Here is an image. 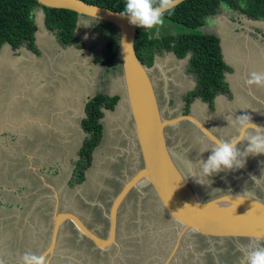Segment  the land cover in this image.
<instances>
[{
	"label": "rangeland",
	"instance_id": "rangeland-1",
	"mask_svg": "<svg viewBox=\"0 0 264 264\" xmlns=\"http://www.w3.org/2000/svg\"><path fill=\"white\" fill-rule=\"evenodd\" d=\"M35 20L38 27L35 47L40 56L25 46L17 50L9 47L0 50V261L3 264H7V261L11 262L9 264H19L25 252L40 254L50 239L49 215L53 211L54 198L50 189L43 187L42 183L40 186L37 184V175L29 169V156L34 168L42 167L48 173L50 180L47 183L58 191L59 207L79 212L95 230H99L98 223H91L89 212L98 208L103 213L102 208L108 209L116 189L121 188L129 177L126 170L127 173L133 171L139 163L137 149L135 146L132 149L128 142L127 135H132L129 113L118 105L115 110L105 114L104 131L107 139L102 147L96 149L93 166L86 171V179L80 184L70 183L77 170V152L84 140L80 120L84 116L85 103L98 93L121 95V64L115 60L112 64L101 63L108 55L107 41H118V34L112 28H101L99 21L80 17L75 29V43L63 47L58 37L46 30L39 10H36ZM164 21L158 35L155 31L149 32L141 27L138 29L147 31L151 37L176 35L182 31L177 24L167 19ZM198 30L219 37L225 61L230 67L236 68H231L226 78L231 93H234V100L225 98L223 104L233 106L241 115L247 111L250 115L253 111L250 107L252 102L262 108L263 104L256 99L249 100L245 80L253 71L264 72V25L235 10L223 8ZM237 60L242 63H236ZM158 61L165 64L168 69L166 74L170 77L165 91L164 76L159 70L152 72L158 102L165 116H175L181 112L177 111L179 100L172 106L170 92H175L177 85L192 88L194 76L184 69L187 59L176 60L172 53H165L158 56ZM257 89L258 92L254 94L264 100V88ZM197 104L199 108L196 110L193 111L191 107L193 113L204 121L208 119L213 128L217 127L211 118L215 111L207 109L206 104ZM166 133L170 138L169 146L174 150L182 152L188 148L185 136L179 135L175 128L167 129ZM129 149H132L131 152ZM198 159L201 161L204 158L200 156ZM198 169H201V165ZM225 172L237 178V181L234 180L236 183L225 180L227 177L220 173L215 174L217 181L203 178L200 198L208 200L228 193L231 188L239 189L242 185L264 201L263 192L252 189L254 181L251 178L246 177L245 184L244 179L240 180L239 169V175H232V171ZM257 176L253 175L255 179ZM258 182L263 185L261 180ZM101 191L103 199L99 197ZM136 191L132 194V200L136 199L137 203L132 206L127 201L120 209L117 221L118 247L99 251L100 254L93 257L89 251L73 246L64 228L60 231L58 248L51 264H72L69 261L73 256L76 264H106L107 257L110 264H163L173 247L176 232L168 228L171 222L167 215L159 211L161 207L150 196L149 188H141L142 193ZM84 203L87 207L83 206ZM103 219L108 223L107 219ZM16 223L19 228L15 229L16 244H13L11 236L8 238L7 234L13 231ZM185 240L183 246L187 248L177 253L175 258L178 255L179 258L174 259L172 264H196L204 255L205 251L193 246V239ZM236 248L242 250L235 252L236 264H241V259L243 264L250 243L243 242ZM188 249L192 254L190 257H187ZM209 250L212 251V248ZM117 253L119 255L112 257ZM184 255L186 257L183 258Z\"/></svg>",
	"mask_w": 264,
	"mask_h": 264
},
{
	"label": "water",
	"instance_id": "water-1",
	"mask_svg": "<svg viewBox=\"0 0 264 264\" xmlns=\"http://www.w3.org/2000/svg\"><path fill=\"white\" fill-rule=\"evenodd\" d=\"M184 1L186 0H179L176 6ZM36 2L41 7L69 10L79 17L103 22L117 29L119 45L117 58L122 67L121 97L117 106L120 105L124 108L122 110L129 113L132 137L141 161V166L136 168L131 177L126 178L120 191L111 200L108 213L105 214L109 224L106 238L99 237L95 230L89 229L77 213L60 210L58 191L30 164L31 170L41 179L43 187L52 191L54 198L50 240L42 252L47 256L48 264H51L50 256L58 244L59 230L66 222L71 223L81 238L89 240L100 251H106V246L110 244L117 246L116 230L120 206L129 192L133 189L141 192L143 187H149L156 202L169 217L171 225L168 228L176 232L173 247L164 264H170L175 258V253L179 252L177 249H183L182 241L189 237L209 242L246 241L250 243V248L255 244L264 246V202L256 194L243 188L205 201L201 200L198 196L197 162L189 159L187 149L177 152L169 146L166 130L176 128L182 122L194 126L197 133L212 145L214 139L220 138L193 113H178L171 117L164 115V110L158 102L152 72L159 70L164 76L166 91L167 79L170 80L166 74L168 69L164 63L158 61V56L154 57L151 66L143 64L138 59L134 48L138 26L131 25L129 18L122 17L121 12L88 4L83 0H36ZM247 92L264 105V101L256 97L248 86ZM257 125L264 127L261 124Z\"/></svg>",
	"mask_w": 264,
	"mask_h": 264
},
{
	"label": "trees",
	"instance_id": "trees-1",
	"mask_svg": "<svg viewBox=\"0 0 264 264\" xmlns=\"http://www.w3.org/2000/svg\"><path fill=\"white\" fill-rule=\"evenodd\" d=\"M83 1L118 12H123L125 7V0ZM223 8L264 22V0H186L176 6L170 15L166 13L164 16V19L182 28L180 33L151 37L145 30L137 31L134 48L143 64L151 66L155 56L165 53H172L176 60L187 59L186 71L194 76L196 86L183 98L186 102L184 113H188L189 106L195 99L214 110L213 102L216 96L228 95L231 98L229 83L226 80L231 67L224 59L221 40L214 34L201 33L198 30L207 24V19L210 20L211 16ZM36 10L42 14L46 30L58 37L61 46L75 43V29L79 20L76 13L44 8L39 6L36 0H0V50L4 47L17 50L25 46L36 53ZM101 25L105 30H117L103 22ZM118 46L117 40L107 41L108 55L101 61L102 64H112L114 60L120 63L117 58ZM120 97V94L98 93L85 103L84 116L80 120L84 140L77 152V170L74 181L70 179L71 184H80L85 180L84 172L91 166L93 152L104 136V115L106 111L116 109ZM234 257H237V253Z\"/></svg>",
	"mask_w": 264,
	"mask_h": 264
},
{
	"label": "flooded vegetation",
	"instance_id": "flooded-vegetation-1",
	"mask_svg": "<svg viewBox=\"0 0 264 264\" xmlns=\"http://www.w3.org/2000/svg\"><path fill=\"white\" fill-rule=\"evenodd\" d=\"M80 18V17H79ZM251 20V19H250ZM256 22H259L261 25H264V22L263 21H260V20H255ZM74 44V43H73ZM11 49V48H10ZM37 55H39V52H37L36 53ZM58 54V53H57ZM40 56V55H39ZM58 59V58H57ZM237 62H239L238 60L236 61V63ZM245 62V61H244ZM243 62V63H244ZM240 64L242 63V61H240L239 62ZM246 65V64H245ZM242 67H243V65H242ZM231 68L232 69H235L236 70V68L235 67H232L231 66ZM184 69L186 70V66L184 67ZM155 71V70H154ZM157 71V70H156ZM229 75V74H228ZM226 78H227V76H226ZM227 80V79H226ZM244 81V80H243ZM192 83H193V86H192V88H191V86H190V88L189 89H186L185 87H182V86H180V85H177V87H176V90H175V92H170V102H171V105H172V103H173V105L172 106H174V102L176 101V100H179V101H177L178 102V104L177 105H179L177 108V111L179 112V111H181V112H179V113H183V114H188V113H193V111H192V108L191 107H193L194 106V104L196 103H200L201 101L199 100V99H195L191 104H190V106H189V111H188V113H184L185 112V109H184V107H185V104H186V102L184 101V96H186L188 93H190L194 88H195V86H196V82H195V79H193V81H192ZM230 88V87H229ZM155 91H156V86H155ZM251 91L254 93H257L258 92V89H257V87H253V89L251 88ZM230 93H231V90H230ZM257 97V96H256ZM219 98H222V99H225L226 98V100H229V99H231L232 101L234 100V93L232 94L231 93V98H229L228 97V95H220V96H216L215 97V99H214V110L213 111H215V114L214 115H212L213 117H211L214 121H215V126L217 125V127H215V128H213L209 123H208V119H206L205 121L204 120H202L199 116H197V115H195L199 120H201L203 123H204V125L205 126H207L208 128H209V130H211L218 138H220V139H229V138H231V136L232 135H234L235 134V130L233 129V128H231L229 125H230V121H226V120H223L222 118H220L219 117V114H218V112H217V107H216V103H217V99H219ZM202 103V102H201ZM250 103V102H249ZM253 104H251V107H252V109L255 111V113H257V115L255 116V117H253L252 118V122H254V123H257V124H261V125H264V108H261V107H259L257 104H255L254 102H252ZM203 104H205V103H203ZM206 106H207V109L209 108L208 107V105L206 104ZM175 109V108H174ZM210 110V109H209ZM83 112H84V107H83ZM123 111L121 110V113H122ZM106 113H108V111H106ZM128 113V112H127ZM247 113H248V111H247ZM247 113H245V112H242V115L243 114H247ZM194 114V113H193ZM250 115L249 116H251L252 115V113H249ZM105 116L106 115H104V119H105ZM103 119V122H104V125H105V120ZM120 121V123H121V120H119ZM120 131H122V132H124V130H122V129H120ZM175 131L176 132H178V134L179 135H183V136H185L184 138H185V140H186V142L188 143L187 144V156L189 157V159H191L192 160V162H194V163H196L197 162V166H196V173H197V179H198V196H199V198H200V192H201V190H203L202 188H203V185H204V183L203 184H201V182H202V177L200 176V169H198V167H199V165H200V161H199V159L198 158H200V156H203V161H206L207 159H208V157H209V155L211 154V151H210V149L212 148V144L207 140V139H205V138H202V135L201 134H199V133H197V131H196V129H195V127L194 126H192L191 124H189V123H187V122H182V123H180L179 125H178V127H176L175 128ZM132 132V131H131ZM132 135H127V137H128V142L130 143V147L133 149V147L135 146V143H134V140H133V137H131ZM129 137H131V140L129 139ZM202 138V139H201ZM106 139H107V137H106V132L104 131V136H103V138H102V140H101V142L99 143V146H103V144L105 143V141H106ZM169 136H168V138H167V142H168V144H169ZM129 143H128V145H129ZM210 145V146H209ZM98 146V147H99ZM241 146V147H240ZM238 145V148H240V150L241 151H243L244 150V148H243V146L242 145ZM97 147V148H98ZM96 148V149H97ZM95 149V151L93 152V155H95V153H96V150ZM131 149V150H132ZM131 150L129 149V151L131 152ZM208 150V151H207ZM94 157V156H93ZM258 158L260 159V160H257L256 158H254V157H247L246 158V163H245V165L247 166L246 168H248L249 169V172H247V174L246 173H244L243 175H241L240 174V180H243L244 182V184H245V179H246V177H248V178H253V181H254V177H253V175H255V174H258V176H257V178H258V180H261L262 182H263V184H264V159L262 160L261 159V157L260 156H258ZM76 160V159H75ZM199 161V162H198ZM93 163V162H92ZM93 165L91 164V166L90 167H92ZM139 166H141V161H140V158H139V163L137 164V166H136V168L137 167H139ZM89 167V168H90ZM245 167V166H244ZM136 168L133 170V171H128V173H127V170H126V174H127V176H129V177H131L132 175H133V173L135 172V170H136ZM87 171V170H86ZM86 171L84 172V179H86ZM230 172V171H229ZM41 174V173H40ZM219 174V173H218ZM224 174V175H223ZM229 173H224V172H220V175L221 176H223V177H227V178H225V180L226 179H229L230 181H232V182H235L236 183V181H237V178H235L234 176H231V175H228ZM231 174L232 175H235V174H238V171L235 169V170H232V172H231ZM249 174V175H248ZM42 175L45 177V180H46V182H47V180H50V177L48 176V173H42ZM217 175V174H216ZM239 175V174H238ZM250 176V177H249ZM39 181H38V185L40 186V184L42 183L41 182V179H39V177H37V176H35ZM215 178H217L215 175H213L212 177H209L208 178V180H212V182L214 181V180H216ZM218 179V178H217ZM234 180H236V181H234ZM217 181V180H216ZM253 181H251L252 183H253ZM31 182H32V184H33V182H34V179L33 180H31ZM84 182V181H83ZM250 182V181H249ZM75 184H78V183H75ZM254 184V183H253ZM240 185H241V183H240ZM43 186V185H42ZM119 186V185H118ZM246 186H247V184H246ZM264 186V185H263ZM39 188V187H38ZM47 188V187H46ZM55 188V187H54ZM116 188H117V186H116ZM121 188H122V186H121ZM121 188H117L116 189V194L120 191V189ZM149 188V187H148ZM241 188H243L242 187V185H241ZM49 189V188H48ZM243 189H245V188H243ZM252 189H259V191H262L263 192V194H264V189H263V187H262V184H261V182H260V184H257V186L255 187V188H252ZM109 190V189H108ZM231 190H237V189H232L231 188ZM231 190L228 192V193H230L231 192ZM246 190H248V191H250L249 189H246ZM109 191H113V190H109ZM134 192H136L137 193V191L136 190H132L131 192H129V194L127 195V197L125 198V200L123 201V203H122V205L120 206V209L122 208V206L124 205V204H126V202L128 201L132 206L133 205H135V203H137L136 202V199H133L132 200V197H133V193ZM252 193H254V194H256L254 191H251ZM149 193H150V196H152V198L155 200V198H154V196L152 195V193H151V191H150V189H149ZM228 193H225V194H228ZM115 194V195H116ZM103 195V192L101 191V193H100V196L99 197H103L102 196ZM223 195V194H222ZM258 197H259V199L260 200H262L263 201V199L261 198V196H259L258 194H256ZM220 196V195H219ZM217 197V196H216ZM147 198H150V197H147ZM147 198L145 199L146 201H147ZM214 198V197H213ZM58 199H59V197H58ZM89 199V198H88ZM99 200H100V198H98ZM103 199V198H102ZM201 200H203L202 198H200ZM60 200V199H59ZM131 200V201H130ZM82 201V200H81ZM203 201H205V200H203ZM264 202V201H263ZM82 204H83V202H82ZM85 204V203H84ZM111 204V203H110ZM86 205V204H85ZM85 205H83L84 207H87V205L85 206ZM157 206V205H156ZM159 206V205H158ZM109 207H110V205H109ZM109 207H108V209H106V207L105 208H102L103 209V212H104V210H105V214L106 213H108V210H109ZM159 208H160V206H159ZM59 209L60 210H63L62 208H60L59 207ZM120 209H119V212H118V218H119V213H120ZM156 209H157V207H156ZM158 210V209H157ZM67 211H70V212H75V213H77L78 214V216L83 220V222H84V224L85 225H87V227L89 228V229H93V230H95L93 227H91V225L90 224H88L86 221H85V219L83 218V216L79 213V212H77V211H75V210H71V209H68ZM160 212H162L163 213V215H166L165 214V212H164V210L162 209V208H160V210H159ZM86 212H88V211H86ZM49 213V211L47 212V214ZM89 213H91V216H92V222L91 223H93L94 221L95 222H97L98 223V227H99V230L98 229H96L95 230V233L99 236V237H101V238H106L107 237V235H108V231H109V224L108 223H105V220L103 219V218H105V219H107L106 218V216H105V214H103V213H101L100 212V209H91V211L89 212ZM51 214H52V212L50 213V215H49V217L51 218ZM45 218H47V216L45 215ZM118 218H117V221H118ZM168 219H169V217H168ZM107 222H108V220H107ZM65 228V230L67 231V238H68V240L71 242V244L73 245V246H75L77 249H84L86 252H88L89 251V253L93 256V257H97V254H100V250L99 249H96L93 245H92V243L89 241V240H87V239H85V238H81L80 237V235H79V233L75 230V228H74V226L71 224V223H69V222H66V223H64L63 225H62V227H61V229L59 230V231H61V230H63ZM51 229H52V219H51ZM106 229H107V232H105L106 231ZM117 230H118V228H117ZM117 230H116V243H117ZM5 234H7V231L5 232ZM16 231H15V229H14V227H13V231H9L8 232V238H10V236H11V243H13V244H16V241H15V238H16ZM60 234V233H59ZM51 235V234H50ZM50 240V239H49ZM186 241L187 240H183L182 241V245L184 244V243H186ZM193 241L195 242V243H193V246L194 247H196V248H198V247H200V248H202L201 250L202 251H205V253H204V255H202V257L200 258L201 260L199 261V259L197 260V263L196 264H232V262H234L235 264H236V261H237V259H236V257H234V255H235V252H239V251H241L242 252V250L241 249H238L237 250V248H236V245H239V244H242L243 242H246V241H240L239 243H236V242H233V241H215V242H209V241H205V240H203V239H201V238H197V237H194V239H193ZM20 243V242H19ZM22 245L24 244L23 243V241H22V243H21ZM180 244V243H179ZM21 246V245H20ZM48 246V245H47ZM115 245H112V244H110V246H109V248L108 249H106V251H108V250H110V248H112V247H114ZM179 246V245H178ZM184 246H185V244H184ZM184 246H182V248L184 249L185 247ZM258 246V245H257ZM260 246H262V245H260ZM116 247V246H115ZM117 247H118V245H117ZM25 249H26V247H24ZM47 248V247H46ZM45 248V249H46ZM57 248H58V244L56 245V248H55V250H57ZM187 248V247H186ZM185 248V249H186ZM207 248H212V251L211 250H209V249H207ZM235 248H236V250H235ZM225 249V250H224ZM12 250V249H11ZM179 252V254L181 253L180 251H181V249L179 248V249H177ZM13 251V250H12ZM100 251V252H99ZM184 251V250H183ZM207 251H210V252H207ZM43 252V251H42ZM41 252V253H42ZM56 252V251H55ZM177 252V251H176ZM183 253H186V251H184ZM187 253H189L188 255H187V257H190V256H192V254H190V251H189V249H188V251H187ZM214 253V254H213ZM54 255H55V253L53 254V255H51L50 256V261H49V263L50 262H52V260H53V257H54ZM117 255H119V253H117L116 255H113L112 257H116ZM177 255V253H175V256ZM220 256V257H219ZM47 257V256H46ZM184 257H186V255H184L183 256V258ZM176 258H179V255L176 257ZM176 258H174V259H176ZM220 258H222V260L220 259ZM116 259H118V258H116ZM174 259H172L171 260V262H170V264H172L173 263V261H174ZM127 260V259H126ZM184 260H187V258L186 259H184ZM70 263H72V264H76L77 262H75V259H74V256L71 258V260L69 261ZM241 264H242V259H241ZM9 263H11L10 261H7V264H9ZM106 264H110V260H109V258L107 257V261H106ZM122 264H125V263H122ZM163 264H164V262H163Z\"/></svg>",
	"mask_w": 264,
	"mask_h": 264
},
{
	"label": "clouds",
	"instance_id": "clouds-1",
	"mask_svg": "<svg viewBox=\"0 0 264 264\" xmlns=\"http://www.w3.org/2000/svg\"><path fill=\"white\" fill-rule=\"evenodd\" d=\"M178 2L179 0H125V7L120 15L128 17L131 25L149 32L155 31L158 35L165 23V14L170 15ZM245 84L249 90L253 87L264 88V72H251ZM228 120L235 134L229 139H214L208 159L199 162L202 178L243 168L247 157L264 155V127L253 123L248 114L229 117ZM242 144L247 145L243 151L238 148ZM19 264H48V259L42 253L25 252L21 255ZM243 264H264V246L248 248Z\"/></svg>",
	"mask_w": 264,
	"mask_h": 264
},
{
	"label": "crops",
	"instance_id": "crops-1",
	"mask_svg": "<svg viewBox=\"0 0 264 264\" xmlns=\"http://www.w3.org/2000/svg\"><path fill=\"white\" fill-rule=\"evenodd\" d=\"M255 93V92H254ZM246 94H248V92H246ZM256 94V93H255ZM256 96V95H255ZM250 99H252V100H254V101H256L252 96H250L249 97V100ZM223 100L224 99H222V98H219V99H217V103H216V107H217V112H218V114H219V117L220 118H222L223 120H226V121H229L228 120V118L229 117H233V118H235V117H237V116H239V115H241L240 113H238V111L233 107V106H230L229 104H226V103H224L223 104ZM264 101V100H263ZM258 102V101H257ZM199 103V102H198ZM201 103V102H200ZM248 103H249V101H248ZM260 103V102H259ZM202 104V103H201ZM223 104V105H222ZM261 104V103H260ZM259 107H260V105H258ZM199 108V104H197V106H193V111L194 110H196V108ZM251 107V106H250ZM262 108H264V105H263V107ZM253 110V109H252ZM233 111V112H232ZM250 113H252V115H251V118H253V117H255L256 115H257V113H255V111L253 110V111H251ZM195 114V113H194ZM120 120V119H119ZM240 146V145H239ZM242 146H243V148H245L247 145L246 144H242ZM241 147V146H240ZM260 157H261V159L263 160L264 159V155H259ZM28 157V156H27ZM249 157H254V158H256L257 160H260L259 158H258V156H249ZM28 163H29V169H31L30 168V164L32 165V161H31V157H29L28 158ZM247 166L245 165V167H243V168H240L239 169V171H240V174L241 175H243L244 173H246L247 174V172H249V169L248 168H246ZM36 170H38V172L39 173H44V171L42 170V167H40V168H35ZM237 171H238V169H236ZM46 173V172H45ZM249 175V174H248ZM250 177V176H249ZM259 177V176H258ZM252 180H253V178H251ZM258 181H260V180H258L257 178L255 179L254 178V184H252V187L253 188H255L256 186H257V184H260ZM264 185V184H263ZM262 185V187H263V189H264V186ZM251 191V190H250ZM105 211V210H104ZM103 214H104V212H103ZM26 224V223H25ZM25 224H24V227H26L25 226ZM18 226V227H17ZM17 228H19V225L16 223L15 224V228L14 229H16L17 230ZM189 238H191V239H194V237H189ZM187 239V238H186ZM193 243H195L194 241H193ZM191 248H192V245H191Z\"/></svg>",
	"mask_w": 264,
	"mask_h": 264
},
{
	"label": "bare ground",
	"instance_id": "bare-ground-1",
	"mask_svg": "<svg viewBox=\"0 0 264 264\" xmlns=\"http://www.w3.org/2000/svg\"><path fill=\"white\" fill-rule=\"evenodd\" d=\"M127 114H128V113H127ZM129 139L131 140V137H129ZM133 140H134V139H133ZM190 171H192V170H190ZM109 246H110V245L106 246L107 248H106V247H105V248L108 249ZM55 248H56V247H55ZM106 249H105V250H106ZM55 251H56V250H54V253H55ZM52 252H53V250H52ZM54 253H52V255H53Z\"/></svg>",
	"mask_w": 264,
	"mask_h": 264
}]
</instances>
